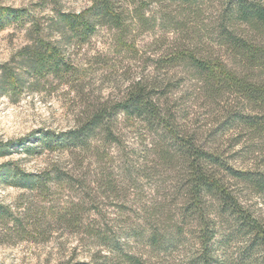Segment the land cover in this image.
<instances>
[{
	"label": "trees",
	"instance_id": "trees-1",
	"mask_svg": "<svg viewBox=\"0 0 264 264\" xmlns=\"http://www.w3.org/2000/svg\"><path fill=\"white\" fill-rule=\"evenodd\" d=\"M152 4L159 6L164 19L170 17L167 9L173 6L181 17L172 23L182 30V37L161 59V67L187 66L210 97L233 95L237 104L226 107V123L248 130V140L258 141L264 152V0H92L80 11L57 9L53 37L29 8L0 2V30L12 25L24 28L28 39L9 60L0 62V94L17 101L24 93L40 90L54 80L61 84L79 81L82 69L64 45L87 43L100 26L118 30L117 39L125 45L132 27H145L152 21L156 25L157 17L145 12ZM205 9L210 10L207 18ZM165 93L166 88L155 78H139L113 104L101 102L85 109L74 127L33 134L36 144L30 141L31 136L0 140V156L19 149L28 154H40L44 149L87 150L100 136L105 141L115 139V126L123 114L159 135L158 154L168 165L180 163L183 171L181 218L169 224L156 219L148 227L145 243L157 252L182 246L188 256L179 264H264V220L239 194L246 188L264 195V171L238 168L223 152L206 147L163 101ZM67 175L57 166L32 173L10 162L0 164L1 181L31 190L43 191L48 181ZM63 212L54 214L58 219L72 216L75 205ZM67 221L73 223L72 218ZM0 226L23 238L34 237L37 231L40 236L45 233L39 219L17 213L4 203H0ZM98 229L93 238L107 251H99L89 261L60 264H156L126 249L104 228ZM232 241L237 243L234 256L227 253Z\"/></svg>",
	"mask_w": 264,
	"mask_h": 264
},
{
	"label": "rangeland",
	"instance_id": "rangeland-1",
	"mask_svg": "<svg viewBox=\"0 0 264 264\" xmlns=\"http://www.w3.org/2000/svg\"><path fill=\"white\" fill-rule=\"evenodd\" d=\"M0 2L29 8L41 19L48 36L53 37L57 9L80 11L92 0ZM174 8L167 9L166 15L170 17L164 19L159 6L152 4L145 12L147 16L157 17L156 25L152 21L145 27H132L125 37V45L117 39L118 30L108 26L98 27L85 44L67 42L65 50L82 69L80 80L72 84L54 80L40 90L24 93L17 101L0 94V140L31 136L30 141L36 144L35 134L59 133L74 127L88 107L101 102L111 105L135 80L155 78L166 88L163 101L206 147L223 152L238 168L264 171L261 144L248 140V130L225 121L226 107L237 104L235 97L227 93L210 97L202 90L195 71L187 66L161 67V59L172 52L173 42L182 37V30L172 23L181 18ZM209 13L210 10L205 9L204 17ZM27 40L24 28L12 25L0 30V62L9 60ZM210 49L218 51L215 46ZM114 133L115 139L105 141L100 136L83 151L44 149L40 154H28L19 149L9 156H0V164L10 162L27 172L43 173L57 166L70 174L58 181H48L43 191L0 180V203L12 206L17 213L25 212L30 218L39 219L45 230L42 236L37 231L34 237L23 238L9 234L0 226V264L89 261L99 251H107L93 238L98 228H104L109 235L120 239L126 249L156 264L187 261L188 255L182 246L157 252L144 241L148 227L156 219L169 224L181 218L179 208L184 189L180 163L174 161L168 165L164 162L157 152L161 137L144 123L129 121L120 114ZM239 194L264 220V195L246 188ZM74 205L76 214H67V218L61 219L55 216L54 213ZM70 218L73 219L71 225L67 221ZM236 249L237 243L232 241L227 253L234 256Z\"/></svg>",
	"mask_w": 264,
	"mask_h": 264
}]
</instances>
